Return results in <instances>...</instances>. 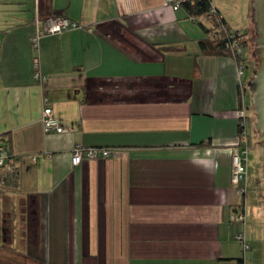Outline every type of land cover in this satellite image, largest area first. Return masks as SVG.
<instances>
[{
	"label": "crops",
	"instance_id": "0c3cea01",
	"mask_svg": "<svg viewBox=\"0 0 264 264\" xmlns=\"http://www.w3.org/2000/svg\"><path fill=\"white\" fill-rule=\"evenodd\" d=\"M54 15L80 28L41 41L43 86L31 38ZM210 29L167 0H0V146L17 174L0 186L4 239L50 264H264L250 159L247 194L231 180L237 63L203 52ZM255 48L246 57L256 70ZM48 105L64 133L45 132ZM252 130L249 147L263 157ZM79 146L112 154L74 167Z\"/></svg>",
	"mask_w": 264,
	"mask_h": 264
},
{
	"label": "built area",
	"instance_id": "2783aa9c",
	"mask_svg": "<svg viewBox=\"0 0 264 264\" xmlns=\"http://www.w3.org/2000/svg\"><path fill=\"white\" fill-rule=\"evenodd\" d=\"M193 0H167V5L174 10H179L182 8V5L186 2ZM80 25L74 21L69 20L63 16H51L47 21L42 25L38 26L36 34L31 38V46L34 51L37 52L36 58L34 59V78L41 84L45 85L48 82L47 76H45L41 70L40 60L38 52L40 49L41 41L48 37L54 35H61L64 32L72 31L79 29ZM242 36L243 33L240 32ZM230 49L238 56L243 58L244 50L236 44H229ZM246 61L237 62V79L238 87L244 94L246 92L247 84L244 82V76L247 68ZM242 94V95H243ZM45 103H48V99L45 98ZM236 118L238 120V125L240 132L237 137V147L234 149L232 155V185L236 190V193L240 196L246 195L248 192V161H249V131H248V122L249 115L248 109L243 103L235 112ZM42 122L44 130L46 133H64L65 129L60 124L59 120L55 116L54 109L48 105L44 108L42 115ZM110 149H100L94 147H76L73 151L72 156V165L77 167L81 164L83 159H88L94 161L97 159H109L111 157ZM8 153L4 146H0V167L4 166L8 161ZM12 162V161H11ZM237 221L240 224H244L246 221V212L245 207L240 210L237 216ZM236 239L242 244L244 251L250 250V245L248 244L244 232L241 231L236 235Z\"/></svg>",
	"mask_w": 264,
	"mask_h": 264
},
{
	"label": "rangeland",
	"instance_id": "374dc122",
	"mask_svg": "<svg viewBox=\"0 0 264 264\" xmlns=\"http://www.w3.org/2000/svg\"><path fill=\"white\" fill-rule=\"evenodd\" d=\"M222 6V10L230 22V25L233 29L243 30L247 37L248 48H255V41L253 40L256 36V22H253L252 15V3L251 0H216ZM250 22H249V14ZM250 64L248 66V73L252 74L255 70V65L248 61ZM244 97V102L252 105V98L250 94L247 95V92ZM253 111V113H252ZM248 131L251 133L255 131L254 122L256 121V113L252 110V106L248 109ZM256 139H258L259 134L255 131ZM258 141V140H257ZM250 155V190L255 192L262 193L264 198V159L261 155L260 149L258 146L249 149ZM260 159L263 164H260ZM260 165L262 168H260ZM249 176V175H248ZM254 183V184H253ZM261 183V184H260ZM1 216V215H0ZM4 221L0 217V264H50L49 254H33L28 253L26 248H23V243L16 237L15 242H12L10 237L5 239L2 237ZM55 256H53L54 258ZM260 264V263H259Z\"/></svg>",
	"mask_w": 264,
	"mask_h": 264
},
{
	"label": "trees",
	"instance_id": "16d2710c",
	"mask_svg": "<svg viewBox=\"0 0 264 264\" xmlns=\"http://www.w3.org/2000/svg\"><path fill=\"white\" fill-rule=\"evenodd\" d=\"M186 9L190 17L197 21L203 19L207 23H211L212 29L207 30L209 33V39L202 41L200 47L206 54L216 55V56H227L235 60V62L246 61L247 66L249 65L246 50H247V37L243 30L233 29L226 19L220 14V12L214 8L211 0H193L186 2L182 5ZM204 29V24H200ZM240 32L243 35H240ZM229 44L239 45L244 50L243 58L238 57L229 47ZM32 47V46H31ZM34 51V50H33ZM37 55V52L34 51ZM39 53V52H38ZM36 58V57H35ZM247 69V68H246ZM239 89L240 101H242V91ZM239 127V125H238ZM240 132V129H239ZM8 153V161L4 166L0 167V186H5L16 181L17 174L13 169L14 156L12 155L9 146H5ZM5 169V170H4ZM238 264H244L243 259L238 261Z\"/></svg>",
	"mask_w": 264,
	"mask_h": 264
},
{
	"label": "water",
	"instance_id": "95a60500",
	"mask_svg": "<svg viewBox=\"0 0 264 264\" xmlns=\"http://www.w3.org/2000/svg\"><path fill=\"white\" fill-rule=\"evenodd\" d=\"M253 22L259 35L254 55L257 57L258 68L254 71L256 76L247 81L246 92L253 93V103L256 110L255 129L259 133V146L264 157V0H251ZM254 40V39H253Z\"/></svg>",
	"mask_w": 264,
	"mask_h": 264
},
{
	"label": "flooded vegetation",
	"instance_id": "af4514ba",
	"mask_svg": "<svg viewBox=\"0 0 264 264\" xmlns=\"http://www.w3.org/2000/svg\"><path fill=\"white\" fill-rule=\"evenodd\" d=\"M257 40H259V35L257 33V29H256V36L254 38V41H255V44L257 45ZM255 113H256V110H255ZM258 144H259V140H258Z\"/></svg>",
	"mask_w": 264,
	"mask_h": 264
}]
</instances>
